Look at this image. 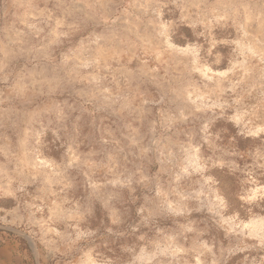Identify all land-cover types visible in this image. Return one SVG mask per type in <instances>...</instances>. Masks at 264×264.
Listing matches in <instances>:
<instances>
[{"label":"rangeland","instance_id":"rangeland-1","mask_svg":"<svg viewBox=\"0 0 264 264\" xmlns=\"http://www.w3.org/2000/svg\"><path fill=\"white\" fill-rule=\"evenodd\" d=\"M0 264H264V0H0Z\"/></svg>","mask_w":264,"mask_h":264}]
</instances>
